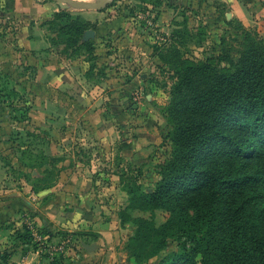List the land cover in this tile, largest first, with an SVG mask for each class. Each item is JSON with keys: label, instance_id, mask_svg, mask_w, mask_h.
Listing matches in <instances>:
<instances>
[{"label": "rangeland", "instance_id": "obj_1", "mask_svg": "<svg viewBox=\"0 0 264 264\" xmlns=\"http://www.w3.org/2000/svg\"><path fill=\"white\" fill-rule=\"evenodd\" d=\"M72 19L93 22L95 35L84 32L74 43L66 28ZM241 23L264 38V0H116L102 11L0 0L2 204L11 195L28 198L57 225L82 209L108 232L102 256L112 262L202 264L192 244L175 237L154 234L142 248L131 243L129 215L159 227L170 211L129 210L135 181L124 184L121 175L141 169L140 189L158 187L172 151L168 106L182 71L169 63L217 54L220 38L237 34ZM214 151L203 152L201 165ZM61 179L74 190L53 188ZM61 227L58 233L76 229ZM80 249L72 257L85 261ZM185 251L191 262L173 259Z\"/></svg>", "mask_w": 264, "mask_h": 264}, {"label": "trees", "instance_id": "obj_2", "mask_svg": "<svg viewBox=\"0 0 264 264\" xmlns=\"http://www.w3.org/2000/svg\"><path fill=\"white\" fill-rule=\"evenodd\" d=\"M93 26L72 19L66 28L75 43ZM237 30L220 38L217 54L169 63L182 71L168 106L172 151L161 166V181L143 192L137 183L141 169L121 175L124 184L135 181L127 190L129 210L170 211L159 227L153 219L129 215L136 226L131 243L139 248L160 234L191 243L202 264H264V38L243 23ZM211 145L212 160L201 165ZM18 237L32 244L26 227ZM9 256L2 254L0 264H8ZM190 256L185 251L173 259L191 262Z\"/></svg>", "mask_w": 264, "mask_h": 264}, {"label": "crops", "instance_id": "obj_3", "mask_svg": "<svg viewBox=\"0 0 264 264\" xmlns=\"http://www.w3.org/2000/svg\"><path fill=\"white\" fill-rule=\"evenodd\" d=\"M233 6L236 7V14L244 24H247V21H251L250 17L242 8L237 7L236 4ZM55 12L57 13V11ZM34 42L35 41L30 40L29 44H35ZM62 175H64V172H62ZM67 182L69 181L61 179L53 188L57 187L59 190H74L75 185L71 182ZM11 196H13V198L9 203L2 204L0 200V263L2 262V254L8 252L10 254L8 257V264H15L23 257H25V264H51L50 259L42 257L32 244L29 246L24 245L18 237L23 227L28 229L26 224L27 221L32 220L35 221V224L40 228L45 231L48 230L53 241H57L59 236L63 235L62 233L71 234L75 239V244L71 253H75V251L80 248V251L85 253V261H80L81 257L80 260L76 261L70 255L65 257L63 264H121L122 261L112 262L109 259L106 260L105 257L102 256V253L105 251V236L108 235V232L98 227L99 223H97L96 219L91 220V218L85 216L82 209L75 207L71 210L70 216L60 221L63 225H68L71 228L75 227L76 229L71 230V233H58L60 229L63 228L61 227L63 225H57L58 223L50 218L54 216L53 214H51L50 217H42L41 211H38L37 204L33 203L30 199L18 195ZM73 220H75L74 223H72ZM86 244L95 245L93 251H88L85 247Z\"/></svg>", "mask_w": 264, "mask_h": 264}, {"label": "built area", "instance_id": "obj_4", "mask_svg": "<svg viewBox=\"0 0 264 264\" xmlns=\"http://www.w3.org/2000/svg\"><path fill=\"white\" fill-rule=\"evenodd\" d=\"M26 224L32 235V245L42 257L52 260L60 255L72 256L75 239L71 234L60 235L57 241H53L50 234L35 224V221L28 220ZM15 264H25V257Z\"/></svg>", "mask_w": 264, "mask_h": 264}, {"label": "water", "instance_id": "obj_5", "mask_svg": "<svg viewBox=\"0 0 264 264\" xmlns=\"http://www.w3.org/2000/svg\"><path fill=\"white\" fill-rule=\"evenodd\" d=\"M58 2L59 6L62 9H68L70 7L76 8V9H94L102 11L106 9L108 6L113 4L116 0H55ZM95 31L94 30H87L85 33V36L89 38L90 36H94ZM86 249L88 251H93L95 248V245L93 244H86Z\"/></svg>", "mask_w": 264, "mask_h": 264}]
</instances>
